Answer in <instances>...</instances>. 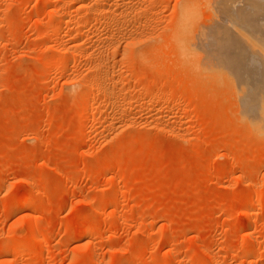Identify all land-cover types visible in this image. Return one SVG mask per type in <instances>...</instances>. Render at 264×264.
<instances>
[{"label": "rangeland", "instance_id": "374dc122", "mask_svg": "<svg viewBox=\"0 0 264 264\" xmlns=\"http://www.w3.org/2000/svg\"><path fill=\"white\" fill-rule=\"evenodd\" d=\"M234 3L0 0V264H264V120L230 73L264 1Z\"/></svg>", "mask_w": 264, "mask_h": 264}, {"label": "bare ground", "instance_id": "6f19581e", "mask_svg": "<svg viewBox=\"0 0 264 264\" xmlns=\"http://www.w3.org/2000/svg\"><path fill=\"white\" fill-rule=\"evenodd\" d=\"M231 1V0H230ZM264 1V0H263ZM235 2L237 3V0H235ZM245 2V1H244ZM252 2V1H251ZM260 2V1H259ZM233 3V2H232ZM236 3H234L235 5H236ZM258 3V2H257ZM257 3H256V5H257ZM233 4V5H234ZM230 5V4H229ZM246 5V4H245ZM244 5V6H245ZM251 5H252V3H251ZM262 5V4H261ZM187 6H189V5H187ZM241 6V5H240ZM219 7H222V6H219ZM238 7V6H237ZM262 7V6H261ZM226 8H228V7H226ZM235 8V7H234ZM258 8V7H257ZM263 8H264V6H263ZM237 9V8H236ZM235 9V13H233V14H238V10H236ZM255 10V9H254ZM224 11H227L226 13L227 14H229V10H224V9H221V11L219 10V12H220V16L219 17H221V18H228V17H226V13L224 14ZM250 11V10H249ZM241 12V11H240ZM230 13H231V11H230ZM194 14V13H193ZM225 16H224V15ZM187 14H185V16H186ZM222 15V16H221ZM232 15V14H231ZM230 15V16H231ZM241 15H244V13H241ZM240 15V16H241ZM252 15V14H251ZM228 16V15H227ZM229 16V17H230ZM232 16H234L235 17V15H232ZM236 16H238V15H236ZM220 18V19H221ZM238 18V17H237ZM241 18H242V16H241ZM229 19V18H228ZM228 19H226L227 20V22H228ZM236 19V18H235ZM222 20V19H221ZM231 20H232V18H231ZM238 20V19H237ZM219 21V20H218ZM225 21V19L224 20H222V22H224ZM236 21V20H235ZM245 21V20H244ZM226 22V23H227ZM232 22H234L233 20H232ZM243 22V21H242ZM256 22V21H255ZM259 23H258V26H259V32H260V35L259 36H257L256 35V40H257V44H262L263 45V47H264V16H263V18L262 19H260L259 21H258ZM225 23V22H224ZM230 23V22H229ZM238 23V22H237ZM257 23V22H256ZM245 24V23H244ZM227 25V24H226ZM238 25V24H237ZM248 25V24H247ZM250 25V24H249ZM252 25V27L254 26L253 24H251ZM255 25H257V24H255ZM240 26V25H239ZM246 26V25H245ZM260 26H261V28H260ZM227 27V26H226ZM225 27V29H227ZM251 26H250V28H248L249 30L252 28ZM229 28V27H228ZM243 28H244V25H243ZM246 28V27H245ZM184 29V28H183ZM231 29H232V27H231ZM246 29H244V31H245ZM253 30V29H252ZM257 30V29H256ZM192 31V30H191ZM243 31V30H242ZM251 31V30H250ZM255 31V30H254ZM219 32V31H218ZM232 32V31H231ZM253 32V31H252ZM252 32H250V33H252ZM256 32V31H255ZM255 32H253L252 34H254L255 35ZM224 33V32H223ZM222 33V34H223ZM233 33V32H232ZM258 32H256V34H257ZM191 34V33H190ZM221 34V39H222V35ZM251 34V35H252ZM226 35V34H225ZM237 35V34H236ZM220 36V35H219ZM218 36V37H219ZM234 36V35H233ZM245 36V35H244ZM249 36V35H248ZM208 37V36H207ZM212 37V36H211ZM216 37H217V35H216ZM224 37V36H223ZM231 37V36H230ZM210 38V37H209ZM209 38H206L205 40L206 41H208L209 40ZM214 38V37H213ZM212 38V39H213ZM220 38V37H219ZM226 38V37H225ZM229 38V37H228ZM235 38H237V37H233V41H237V40H235ZM244 39V37H241V39ZM248 38V37H247ZM246 38V39H247ZM208 39V40H207ZM211 39V41L209 40V43L210 44H212L211 42H213V40ZM245 39V41H247ZM205 40H203L202 39V42L203 41H205ZM240 40V39H239ZM252 40V39H251ZM214 41H216V40H214ZM219 41H221V40H219ZM230 42L231 41V38H230V40L229 39H223V43H224V45L222 44V45H220V46H223L222 47V49L221 50H223V48H227V46H226V43L227 42ZM249 41V40H248ZM202 42H200V44H201V49L202 48H204V50H207V48H209V47H207V46H205V47H203L202 46ZM218 42V41H217ZM232 42V41H231ZM243 42V41H242ZM254 42V41H253ZM259 42V43H258ZM204 43V42H203ZM233 43H235V42H233ZM248 43V42H247ZM251 43V42H250ZM209 44V45H210ZM214 44H215V42H214ZM218 44H219V42H218ZM236 44V43H235ZM254 44V43H253ZM256 44V43H255ZM189 44H187V46H188ZM208 45V44H207ZM229 45V44H228ZM230 45H231V43H230ZM250 45V44H249ZM214 46V45H213ZM225 46V47H224ZM236 46V45H235ZM239 46V45H238ZM195 47V46H194ZM212 47V46H211ZM234 47V46H233ZM254 47V46H253ZM260 47V46H259ZM187 48V47H186ZM193 48V47H192ZM200 48V47H199ZM214 48V47H213ZM230 48V47H229ZM235 48V47H234ZM212 50V49H211ZM209 51H210V49H209ZM262 51V50H261ZM243 52V51H242ZM256 52V51H255ZM223 54H225L224 53V51L222 52ZM246 53V52H245ZM213 56H215L214 58H216V55L214 54V53H211ZM239 54V53H238ZM241 54V53H240ZM204 55H205V52H204ZM210 55V54H209ZM211 55V56H212ZM207 56V55H206ZM220 56H223L224 57V55H221V53H220ZM226 56H227V54H226ZM236 56V55H235ZM264 53L262 52V54H260V53H255V54H252V55H250V60L249 59H247V61L250 63V65H249V63L246 61V59H245V57H244V59L242 60L241 58V61H243V62H240L241 64L243 63V65H245V64H247L248 63V67H245V66H243L244 67V69H243V67L241 66V64L239 63L238 65H236L238 68H233L234 69V72L233 71H231V70H233V69H231L230 71V73L232 74V73H235V71L237 72L236 74H239V75H237L238 77H240L241 79H240V81H241V83H242V86H243V90H241L242 89V86H241V89L239 88V92L241 91V92H243V94L242 95H240L241 96V100H242V105H244V107H246V109H247V113L252 117H254V121H256V122H253V121H250V122H253V124L254 123H257L256 125H258V122L259 123H262V121L264 120ZM209 59L208 60H210V58H212V57H210V56H207ZM206 57V58H207ZM223 57H220V60L222 61V58ZM233 57V56H232ZM247 57V56H246ZM249 57V56H248ZM219 59V58H218ZM226 59H227V57H225V59H224V61H226ZM234 59H236L235 57H234ZM217 60V59H216ZM218 61V62H221V61ZM217 61H214V63H216ZM246 61V62H245ZM204 62H208V61H205L204 60ZM213 62V61H212ZM211 62V63H212ZM229 61L227 60V62H225V64L226 63H228ZM233 62V61H232ZM199 64V63H198ZM221 64V63H220ZM224 64V63H223ZM207 65H209V64H207ZM215 65V64H214ZM213 65V66H214ZM240 65V66H239ZM217 65H215L214 67H216ZM213 67V68H214ZM205 68V67H204ZM212 68V67H211ZM218 68V67H217ZM225 68V67H224ZM241 68V69H240ZM206 69V68H205ZM206 70H208V69H206ZM213 70V69H212ZM215 70V69H214ZM220 70V69H219ZM225 70V69H224ZM209 71V70H208ZM217 73V72H216ZM229 74V73H228ZM227 74V75H228ZM226 75V76H227ZM233 75V77H234V75L235 74H232ZM231 76V75H230ZM234 79H235V82H237L236 81V78L234 77ZM239 80V79H238ZM245 80H246V83L248 84L247 85V87L246 86H244L246 83H244L245 82ZM239 82V81H238ZM238 84L236 83L235 84V87L237 88L238 86H240L241 84H240V82H239V85L237 86ZM246 87V88H245ZM245 88V89H244ZM238 89V88H237ZM237 91V90H236ZM238 94H240V93H238ZM240 100V101H241ZM245 112V111H244ZM261 119H263L262 121H260ZM252 120V119H251ZM255 125V126H256Z\"/></svg>", "mask_w": 264, "mask_h": 264}]
</instances>
